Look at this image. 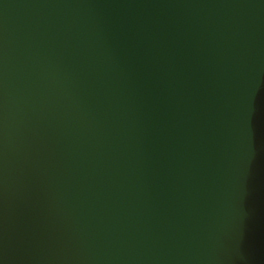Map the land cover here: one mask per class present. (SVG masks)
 Listing matches in <instances>:
<instances>
[{"label":"water","instance_id":"1","mask_svg":"<svg viewBox=\"0 0 264 264\" xmlns=\"http://www.w3.org/2000/svg\"><path fill=\"white\" fill-rule=\"evenodd\" d=\"M0 264H264V0H0Z\"/></svg>","mask_w":264,"mask_h":264}]
</instances>
